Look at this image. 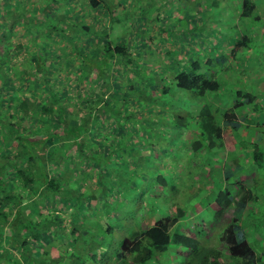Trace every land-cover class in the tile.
<instances>
[{
    "label": "trees",
    "instance_id": "trees-1",
    "mask_svg": "<svg viewBox=\"0 0 264 264\" xmlns=\"http://www.w3.org/2000/svg\"><path fill=\"white\" fill-rule=\"evenodd\" d=\"M72 1L0 0V30L3 31L0 33V45L3 46L0 50V240L3 231L8 234L9 255L20 253L23 259L29 257L35 264L52 261L53 257L59 255L52 251L48 253L46 248H54V244L43 245L40 241L45 231L52 228L58 240L65 238V242L58 243L63 251L61 258L66 253L72 257L75 255L73 251H76L94 264H146L157 256L164 257L162 264H169L166 253L173 245L182 247L176 253L180 264H226L225 259L229 264H264V245H260L257 239H239V226L231 217L234 211L245 208L249 199L257 198L242 184L237 189L238 199L231 198L227 189L222 190L215 199L218 209L213 212V217L217 221L216 227H222L217 239L225 246L224 251L218 246L203 245L189 233L172 231L185 216L186 202L182 199L181 207L173 205L169 215L147 224L144 229L139 226L130 229L129 234L116 244L114 252L108 254L110 257L105 256L106 253L101 258L95 256L94 251L100 245L94 246L93 239H97L93 236L103 233L110 235L117 229L114 227L117 225L114 215L122 206L116 200L121 197L126 201L128 196L134 194H137V199H142L144 192L140 180L144 176L162 189L170 191V187H173L177 190L176 185L170 184L176 176V168L166 173L164 170L154 171V165L149 170L140 166L143 162L149 163L155 151L171 155L164 141L169 131L171 139L174 138L170 142L173 146V142L179 138L174 129H191L194 124L197 126L196 133L188 144L183 145L200 153L214 151L223 145L220 123H228L236 129L235 111L245 105L256 109L257 103L253 102L251 92H238V99L231 108L221 111L214 107L207 99L206 92H218L221 87L222 83L216 75L225 71L224 64L229 59L227 48L211 40H215L217 35L205 36L210 44L218 46L215 55L209 58L207 54L202 56L201 51L205 50L202 45H189L185 44L187 40L181 41V38L190 39L198 32L200 24L205 22L204 11L213 7L216 0H212V3L163 0L157 11L146 12V7L141 8L136 16L144 17V13L149 16V21L155 23L153 28L156 26L159 32L158 39L162 37L161 32L164 33L163 27L169 25L164 24L167 20L177 16L180 22H185L177 33L169 29L174 34L168 40L172 39L173 42H158L160 47L156 51L153 50L155 41L145 31L150 30L145 29L144 25L145 34L136 43H129L123 38L117 44L109 38L114 36L107 33L106 26L114 22L119 12L127 14L126 5L133 0L125 4V0H80L78 7ZM24 6L32 7L35 16ZM119 6H123L120 11L117 10ZM153 6L152 2L148 5ZM161 7L165 9L160 10ZM254 8L252 0H242L240 17L255 20ZM94 9H100L102 13L105 11L98 22L94 21ZM169 12L173 13L172 16L165 17ZM131 17L135 18V15ZM197 18L202 20L196 21ZM49 20L51 25L47 24ZM93 24L106 26L100 29L95 26V31H90L94 29ZM34 25L40 30L37 37L49 40L39 45V49L32 41L35 37L31 33ZM17 29L27 36L28 48L35 49H29L30 56L24 63H12L16 52L25 46L12 42L11 37L17 36ZM95 35L105 39V43L92 42L89 37ZM234 39L230 52L234 55L245 56L247 50L253 48L251 36L237 34ZM65 41L66 50L55 48L57 43L64 46ZM86 41L88 45H85ZM178 44L180 50L176 48ZM134 45L139 48L133 49ZM143 50L150 55L153 51L161 53L166 61L157 57L150 60L147 54L137 59L143 55ZM198 56L203 58L199 60ZM118 59L120 62L116 63ZM200 61L204 66L212 65L209 68L215 70H202ZM120 68L125 73L121 79L117 72ZM58 73H62L66 79H74L76 85L80 86L81 83L85 91L76 88L73 91L65 90L64 78L58 77ZM135 77L143 82L147 94L144 90L136 91L131 83ZM15 81L19 84L16 85ZM178 89L182 96L185 94L188 104H193V109L197 111L195 116L191 115L192 111H183L181 99L164 100L169 94L180 93ZM24 92H28L27 95ZM29 134L38 137L39 142L32 141ZM142 148H145L144 154ZM262 148L256 144L252 153V160L258 168L264 165ZM180 150L177 148V151ZM127 153L132 155H129V159L131 162L135 160L136 164L129 163ZM175 162L171 161L174 167ZM158 164L161 166V163ZM236 165H239L238 161ZM88 181L92 185H88ZM253 182L256 183L255 178ZM65 209L78 212L79 218L71 216L67 223ZM129 210V204L122 207L119 218L122 222L125 220L123 216L130 214ZM99 213L107 217L104 224L93 217L87 220L88 216ZM34 244L42 245V250L34 249ZM102 247L107 251L106 244ZM88 251L91 254L87 255ZM19 259L22 258L11 257L9 264H22Z\"/></svg>",
    "mask_w": 264,
    "mask_h": 264
},
{
    "label": "rangeland",
    "instance_id": "rangeland-1",
    "mask_svg": "<svg viewBox=\"0 0 264 264\" xmlns=\"http://www.w3.org/2000/svg\"><path fill=\"white\" fill-rule=\"evenodd\" d=\"M127 1L128 0H125L123 2V4H125V2H127ZM203 1L204 0H201V2H203ZM150 2H152V4H154L153 7H148ZM162 2H163V0H133L132 3L127 2V3H129V4L126 3L127 4L126 5L127 14H123V13L121 14V12H119L117 15H115L117 17H115L114 22L112 24L107 25V26L103 25V26L107 27V29H108L107 33L109 32L111 34V36H114V38H111L110 36H109V38L113 39L112 41L117 43V44L120 41H122L123 38L127 39L129 43L132 42V41H134V43H136L137 39H141L143 37V34H145V32L143 33V25H144L145 29L148 28V30H150V31L145 30L147 35H148V37L155 41V43L153 45V50L154 51H156V49L160 47V46H158L159 45L158 42H160L161 44H165V43H168V42L172 43L173 42L172 39L168 40V38L173 36L174 32L170 31L169 29L172 28L177 33L179 31V28H181V25H183V23H185L184 21L180 22L177 16L167 20L166 22L164 21L165 22V23L163 22L164 24L168 25V23H169V25L163 27L164 28V33L161 32L162 37H161V39H158V37H160L159 32L157 31L156 26H155V28H153L155 23L149 21V19H148L149 16H146L145 13L143 14L144 17L136 16L139 13V11L141 10V8H145L146 7V12H150L152 10H156L160 6V4ZM72 4L78 7L80 5V0H73ZM179 5L180 6L178 7L179 8L178 10L180 11L181 10V4H179ZM122 7L123 6H119L117 10L120 11L121 9H123ZM213 7H216V9L213 10L212 14L214 12L215 13H218L220 11L222 12V7H225V5H222V0H216V3H215V5ZM217 7H219V8H217ZM20 8L21 7H19L18 9H20ZM24 8L25 9L27 8V10L29 9L28 11L32 12L33 16H35V13H33V11H32V7L24 6ZM163 9H165V7H161L160 8V10H163ZM156 11L154 12L155 15H157ZM207 11H208L207 9L204 11L203 21H205V22L201 24L200 28H198V32L194 33L192 35V37H190V39L187 38V37L181 38V41L182 40H187V43H185V44L189 43V45H190V43L192 44L193 41L196 40V41L199 42L200 45H202L203 48H205V47L210 46V42L207 40L208 37H205V36H209L211 34H214V35L217 34V36L220 37V34L224 35L227 32V31H218L217 30L218 26L214 27L216 29V31H211L208 28L209 22H211L214 19L210 18L211 14L209 12H207ZM104 12L105 11H103V13ZM134 12H135V14H134ZM92 13L94 15V21L95 22H98V20L103 18V13L100 11V9H94V10H92ZM172 14L173 13L170 14V12H169L168 15H164V16L165 17H170V16H172ZM126 15H128V16H126ZM134 15H135V18H132L131 16H134ZM217 17H220V15H217ZM86 21L90 22V20H88L87 18H86ZM199 21H201V20H199ZM100 22L104 23V21H100ZM51 23H52L51 20H49L47 22V24H50V25H51ZM170 24H172V26H170ZM93 25H94V27H93L94 29H90V31H95V28H96L95 26H97L98 29L103 27V26H99V25H96V24H93ZM109 26H110L111 29H109ZM202 27H203V29H202ZM32 29L33 30L30 29L31 33H32V35L35 36V37L33 36L34 38L32 39V41H33L34 45L35 44L38 45V49H39V45H42V44H45L46 42H49V40L47 41L46 37H42V36L41 37H37L39 35V33H40V30H37L35 25L33 26ZM165 30H167V31H165ZM215 32H216V34H215ZM233 32H234L233 30L230 31V33H232V40H230V42L235 40L233 38ZM0 33H3V31L0 30ZM17 36L16 37H14V36L11 37L12 42L15 43V45L18 44V43H22L25 46L22 48V50L16 52V58L14 59V61L12 63H19L21 61H22V63H24L26 61V58H28L30 56L29 55V49L32 50V51H35V49L33 47H29L28 48V44H27V42H28L27 39L28 38L24 34V32H21V29H17ZM138 36H139V38H138ZM195 36L197 38H194ZM89 38H91L92 42L105 43V39H103V38H101L100 36H97V35L91 36ZM211 40L212 41H218L220 43V39H218V38H216L215 40H213L211 38ZM175 42H178V41L175 40ZM82 43H83V40H82ZM63 44H64V46L63 45L61 46L59 43H57L55 48L57 47V48H62L63 50H66L65 49L66 48L65 44L67 45V42L65 41ZM88 44H89V42H87V44H85V45H88ZM172 46H174V45H172ZM176 46H177L176 48H178L180 50V48H181L180 44H178ZM136 47L139 48L138 45H134L132 48L136 49ZM150 47H148V48H150ZM144 48H146V47H144ZM2 49H3V46L0 45V50H2ZM154 51H153V54L150 55V54H147L146 50H143V55H141V56L139 55V57L137 59H142L143 56L145 54H147L146 57L148 59H150V60H152V58L155 59L157 57L158 59H160L163 62L166 61V58L164 56H162L161 53H157V52H154ZM211 51L216 52L217 48H212ZM133 53H135V51ZM205 53H206L205 50L201 51V54H203L202 56H204ZM32 55H33V53H32ZM55 55H56V52H54V56ZM69 56H70V54H69ZM197 58L200 60V58H203V57H199L198 56ZM115 62L119 63L120 61L118 59V60H115ZM70 65H72L71 67L74 66V64H72V63ZM203 65H204V63L200 61L199 62V66L203 67ZM117 72H118V75H119V77H118L119 79H121V77L125 76V73L121 70V68ZM68 73H70V72H67V74ZM219 75H221V74L219 73ZM57 76L60 77V78H64L62 73H58ZM71 79L64 78V81H65L64 83L66 85V88L65 87H63V88H65V90L68 89L69 91H73L76 88L79 91H80V89L82 90V92L85 91L86 88H83L81 83H80V86L76 85L74 83V79H72V80ZM14 83L16 85L19 84L18 81H15ZM131 83L134 84V87L136 88L137 92L138 91L141 92V90H144L143 82L141 80H139L137 77H135L134 81H131ZM17 88H20V86H17ZM147 88H148V86H147ZM249 88L251 89V85H250ZM249 90H248V92H251L253 94V92L251 91L253 89H251L250 91ZM144 91H145L144 93L147 94V91L146 90H144ZM179 91H180V93H176L174 95L173 94H169L164 100L165 101H168V100H171V99H174L176 101L180 100L181 99V90H179ZM0 92H1V89H0ZM27 93L28 92H24L25 95H27ZM4 106H6V105L4 104ZM134 107L137 108L136 104H134ZM106 119H108V117ZM147 126H151V125L148 124ZM176 132L179 133V138L173 142V146L170 145L171 144L170 142L174 139V138L171 139L172 135L170 134V131H169L168 135L166 136V139H164V141L166 142V146L168 147V150L170 151L171 155L170 154L166 155L162 151H155V154L153 155V157L152 156H151L152 158L150 157L151 160H153L152 164L154 166H156L153 169L154 171H158L159 170V171L163 172L162 170H164V171H166V173H168L174 168H176V171H177V172H175L176 176L174 177V181H175V183L178 186V191H176V194L172 195V192L170 193V192H168V190H164V191L162 190V191H159V193L156 196H153L155 198L158 195L161 196L158 200H159V202H161L162 206H160V207L158 206V210L156 209L157 210L156 215L159 214V216L164 215V213L165 214H169L168 208L171 209L173 207L172 206L173 202L169 203L168 200L169 199L172 200L173 197L177 199V200H175L176 204L174 205V207L175 206H180L181 207V195H180L181 194V190L179 191V188L183 189V192H182L183 195H186V196L190 195L191 191H192V188L195 189V187L197 186V182L193 181L190 178V173L192 171H197L200 167L203 166L204 163H203L202 159H200L201 157H205V158L210 157V155H205L203 152L202 153H195V154H193V157L187 156L186 152H184L186 149H184L181 146V128L179 130H177ZM29 136H30L29 138L32 141L39 142L38 141V139H39L38 137H35V136L31 135V134H29ZM150 138L151 137L149 136V139ZM3 145H4V143L1 144V146H3ZM176 147L177 148H181V150L177 151ZM145 148L141 149L143 154L145 152ZM3 149L6 150L5 147H3ZM218 151L220 153H222V156L219 153H218L219 157L214 158V156H213L214 159H217L218 163H215V162L211 163L210 164L212 166L211 168L205 166V169H207L208 171L213 170V164H215L214 167H216V169L218 171H219V169H221L224 166V163H225V160H226L225 153H224L225 152L224 145H222V147L220 149H218ZM228 152H229V149H228ZM129 155H131V154L127 153V155H126V157H127L126 159L128 161H130L129 163L130 164L131 163H135L136 164V162H134L135 160H132V162H131V160L129 159ZM134 157H135V154H133V159H134ZM172 160H176V162H175L176 166L175 167L173 166V163H171ZM209 161H210V159L207 162H209ZM158 163H161V166ZM252 163H253V160H252ZM216 164H218L220 166L219 169L217 168ZM243 167H245L244 162H243ZM254 167L250 168L249 170L253 171ZM203 169H204V167H203ZM256 169H257V175H255V177H254L256 179V183L252 187V192H255L256 194H259V195H262V194L264 195V167L259 168V169L257 167ZM217 174L214 175L213 177L215 178V180H217V183H216L217 185L215 184L216 188H220L222 177L218 176ZM209 175H211V174H209ZM171 176H173V174L170 175L169 178H171ZM200 176H203V175L200 174V173H198L196 175V177H200ZM251 177H253V176H250V175L248 176V179H247L248 181L246 182V184H249L253 180ZM153 178H154V181H156V177L153 176ZM212 180L213 179L210 178V180H207L206 183H208V184H210L212 186V184H214V181H212ZM226 181L227 180H225V182ZM231 181H232V185L231 184H227V185H230L231 187L233 186L232 188H233V193H234L235 192V188L234 187L237 184H235L236 182H234V179H232ZM201 184H202V182H201ZM88 185H92V183L90 181H88ZM126 193H128L127 190H126ZM196 195H198V194H196ZM196 195L194 196V192H193L191 194V196L188 197V198L192 199V200H190L192 205H193L194 201H197V200L200 199V195H198V196H196ZM111 200H113V199L111 198ZM118 200H116V201L120 202V203L124 201L123 199H118ZM137 200H135V202ZM262 200H264V198ZM178 201H180V202H178ZM54 202H56V199H54ZM129 202L130 201H128L127 203H129ZM131 202L135 203L134 201H131ZM138 202L141 203V201H137V203ZM191 203L189 204V207H187L188 209L186 210V215H187V218H188V220H187L188 222H183L181 224V227L176 225L172 229V231L179 232L181 230V232H183V233H189V234L194 235L195 237H197L202 242L203 245H205V246H218L219 249L224 251L225 250V246L220 244L218 242V239H217L218 238L217 237L218 232H217V227H216L217 222H212L211 221V217L210 216H206V214L194 216L193 215V210L194 209H193V207H190ZM256 203L260 204L258 201ZM59 207H61V205H59ZM256 207L257 206H256V204L253 203V201L252 202L249 201L248 208H256ZM102 208L103 207L101 206V209ZM155 208H156V206H155ZM62 209H64V207H62ZM152 209H153V207H152ZM260 209L262 211V214L258 218L264 219V215H263L264 214V204L263 205L261 204ZM148 211H150V212H148ZM245 211L246 210H244V212ZM71 212L72 211H70V209H65V212H64L65 213V219H66V217L68 218V219H66L67 223H69V217H71V216L78 217L77 216L78 212H76V211L72 212V213ZM150 213H151L152 216L150 215ZM84 214L85 215H89L87 212H84ZM242 215L243 214L241 212H238V211L235 212L234 211L233 214H231V217L235 216V218L238 219L239 224H241L243 222L242 218H245ZM97 216L90 215V216L87 217V220L90 219L91 217H93V219H95L97 221H100V223L102 224L103 222H105L104 218H107L106 215H104V214L100 215V213ZM123 217H125V220H123V222L121 221L120 223H117V225L115 224L116 226L114 225V227H117V229L113 230V232L110 235H108L107 233H103V234H98V235H94L93 236V238L97 239V240L93 239L94 246L100 245V246L97 247L96 251H94L95 256L97 258H101V255H104L105 253H106L105 256L110 257V255H108V254H111V253L114 252L115 248H117L116 244L117 245L119 244V241L122 239L123 236L129 234L128 231L130 229H132V226L137 228L135 222H137V224L140 225L139 226L140 228L144 229L146 227V221L149 220V222H151L155 218V211L154 210L151 211L150 210V206H147V209H145V208L140 207V205L136 208L135 205H134L133 208L130 210V214H125ZM132 217H136V220L132 219ZM149 218H152V219H149ZM204 218H207V220L204 221L203 220ZM243 224L245 225L243 228L246 229V230H244L245 231V235L248 233V236L246 235L245 238H248V239L252 240L251 235L249 236V232L247 231V229H248L247 228L248 227L247 226V222L244 221ZM118 229H119V232L117 231ZM184 229H187V231L185 232ZM87 237L89 238L90 236H87ZM239 238H243V234L241 232L239 233ZM8 239H9L8 234H6L3 231V237L0 240V264H9V260H10L11 257L13 259L18 258V257L22 258V259H19V261L22 264H35V261L29 259V257L28 258L26 257V258L23 259L22 255L20 253L14 252V253H11V255H9V247L7 246ZM255 239L258 240V243H260V242H262V244L264 243V238H259V239L255 238ZM40 241L43 242V245L44 244H52V245L54 244V248L52 246L51 248L50 247L46 248V250H48V253H51V251H52L53 253H55L56 256L59 255L57 257H53L52 261H47V264H77L79 262H83V264H94V263H90L87 260L88 257H85L83 254H81L79 252H76V251H73L72 254H75V255H72V257L67 255V253H66L65 256H67V258L65 256L63 258H61V256L63 255V251L61 250V248H59L58 243L65 242V238H62L61 240H58L55 237L54 233L52 232V228L47 229L45 231V234L41 237ZM104 244H106V249H107L108 252L102 247V245H104ZM110 245H111V247L108 249V246H110ZM33 247L36 250H42V245L34 244ZM93 249H94V247H93ZM181 249H182V247H180V246L178 248L170 247V251L166 253L168 255V257L167 256L166 257L168 258V263L169 264H180V262H179L180 258L176 255V252H177V250H181ZM171 253H173V254H171ZM86 254L87 255L91 254V251L86 252ZM163 260H164L163 256L162 257H158L157 256L154 260H150L146 264H162ZM16 261H17V259H16ZM225 263L229 264L228 260L225 259Z\"/></svg>",
    "mask_w": 264,
    "mask_h": 264
},
{
    "label": "crops",
    "instance_id": "crops-1",
    "mask_svg": "<svg viewBox=\"0 0 264 264\" xmlns=\"http://www.w3.org/2000/svg\"><path fill=\"white\" fill-rule=\"evenodd\" d=\"M252 1L255 4L254 15L257 17L253 21L250 19L245 20L240 17L242 0H222V5H225V7H222V12L220 11L218 13L214 12L212 14L213 10L216 9V7H211L209 9L207 8L208 9L207 12L211 14L210 18L214 19L211 22H209L210 25L208 24V28L211 31H216L214 27L218 26L217 28L218 31H227L224 35L220 34V37L215 36L216 38L220 39L221 41L220 44L217 41L215 42L218 43L220 47L227 48L226 55H228L229 59L224 64L226 65L225 71L221 72L220 73L221 75H218L219 73H217L216 75L220 83H222L219 91L214 92V93L206 92V97L213 104L214 107L223 111L225 109H229L232 107L235 100L238 99L236 97L238 92L241 94H243L244 92H248V90L250 89L249 87L251 85V89L253 90L251 89L250 90L253 92V95H254L253 102L257 103V108L253 109L251 108L250 105H245L240 110H236L235 111L236 117H237V121H236L237 128L236 129H233L231 125L228 123H225V122L220 123V126L222 128V136H223L222 143L225 147L224 153L226 157L224 166L223 167L221 166L222 168L219 169L220 166L216 164L217 168L219 169L218 171L216 167H214L215 164H213V170L208 171L207 169H205V166L211 168L212 167L210 165L211 163H214V162L218 163L217 159H214V158L219 157L218 153L222 156V153H220L218 149H215L214 151L203 152L205 155H210V157H207V158L201 157L200 159H202L204 163L203 166L200 167L197 171H192L190 173V178L194 177L195 179H197L196 181L197 186L195 187V189L192 188L191 194L194 192V196L196 194L200 195V199L197 201H194L192 205L190 201L192 199L188 198L191 196V194L188 196L183 195L182 194L183 189L179 188V191L180 190L182 191L180 194L181 200L184 199V201L186 202L185 203L186 206L184 207L185 216L184 218L180 219L177 223V225L180 227L183 222H188L186 210L188 209L187 207H189L190 203H191L190 207H193L194 209L193 210L194 216L206 214V216L211 217L212 222H217L213 217V212L218 209L215 205V199L222 190H225V189L229 190L230 197L233 199H238L239 194H238L237 187L239 186V184H242L245 190H251V191H252V187L255 185L252 179H254L255 175H257V169H256L257 165L254 162H253L254 164L252 163V153L255 149L256 144L263 147L262 149L264 151V0H252ZM210 2L212 3V0L203 1V3H210ZM217 15H220V17H217ZM199 20H202V19L199 18L196 21H199ZM232 30L234 31L233 38L236 37L237 34L247 35L253 38L252 40L253 48H250L249 50H247L248 51L247 55L242 56L240 54H237V55L235 54L236 55L235 56L234 53H230L234 46V40L230 42V40H232V33H230V31ZM194 38H197V37L195 36ZM193 44L195 46L200 45L199 42L196 40H194L192 44L190 43V45H193ZM212 48H218V46L216 47L215 44L211 43L210 46L204 48L206 51L205 54H207L209 58H212L215 55V52L211 51ZM211 66L212 65L210 66L203 65L201 69L202 70H206V69L212 70L211 68H209ZM214 70L215 69H213L212 71ZM185 98H186L185 94L184 96H182V93H181V106H183L182 107L183 111H186L188 113L192 111L191 115L195 116L197 111L193 109V104H188ZM200 100H203V99H200ZM151 125L153 124L151 123ZM179 129L180 128H175L174 129L175 133H177L176 131ZM196 131H197V126L194 124L191 129L181 128V146L184 149H186L184 152H186L187 156H190V157H193V154L200 153V152H195L191 148L185 147L183 144H188L189 141L193 138ZM228 149H229V152H228ZM209 159L210 161L207 162ZM152 161L153 160H150L149 163L143 162V165H140V166H142V168L145 170H149V168H153ZM236 161L239 162L238 166L236 165ZM243 162H244L245 167H243ZM263 164H264V157H263ZM252 167H254L253 168L254 170L253 171L249 170ZM198 173L202 174L203 176L196 177ZM209 174H211L212 176ZM216 174L222 177L220 188H216L217 180H215V178L213 177ZM249 175L253 176L251 177L252 181L249 184H246V182L248 181L247 179ZM209 177L213 179L212 181H214V184H212V186L206 183L207 180H210ZM232 179H234V182H236L235 184H237L234 187L235 188L234 193H233V188H232L233 186L231 187L230 185H227V184L232 185V181H231ZM225 180L227 181L225 182ZM171 181H170L171 186H175V185L177 186L174 180L171 179ZM200 181L202 182V184ZM140 183H141V186H143V192H144V194L142 193V196H143L142 199L139 198L137 200V194H134V195L128 196L129 199L127 198L126 201L124 200L121 203L119 202V204L122 207L125 204H129L131 209L133 208L134 205L136 208L140 205V207L145 208V209H147V206H150V210L155 211V218L153 219V221L151 222H149V220L146 221V225L147 224L150 225V224H153L159 218H162L163 216L167 215L165 213L162 216H159V214L156 215L158 206L159 207L162 206L161 202H159L158 200L161 196L158 195L156 198L153 197V196H156L159 193V191H162V190L164 191L165 189H162L160 185H158L157 183H152V181L149 180L148 176H144V179L140 180ZM166 190H168V192L171 191L172 195H175L176 191H178V186H177V190H174L173 187H170V191L169 189H166ZM252 193L254 195H257V198H255L256 200L249 199L246 203L245 208L238 211V212H241L243 214L242 216L245 217V218H242L243 222L239 224L238 219L235 218V216L233 217L236 220V224L239 226V230L237 232L238 238H239L240 232L243 234V238H245L246 235L248 236V233L245 235L244 230L246 229L243 228L245 226L243 224L244 221L247 222V226H248L247 231L249 232V236L251 235V238H252V240L245 238L248 241H255L254 240L255 238H258V239L264 238V219L258 218L262 214L260 206L261 204L262 205L264 204V200H262L264 198V195L263 194L259 195V194H256L255 192H252ZM130 197L134 199L133 200L134 202L135 200H137V201H141V203L139 202L137 203V201L135 203H132L131 202L132 199ZM119 199H122V198L119 197ZM175 200L177 199L173 197L172 200L169 199L168 201L169 203L173 202L172 204L173 206L176 204ZM128 201L130 202L127 203ZM249 201L250 202L253 201V203L256 204L257 207L248 208ZM257 201L260 204L256 203ZM122 207H121V210H122ZM121 210L117 211V214L114 215L116 218L115 223L121 222V220L119 219L121 215L120 214ZM244 210L246 211L244 212ZM129 213H130V210H129ZM132 219L136 220V217H132ZM149 219H152V218H149ZM203 220L205 221L207 220V218H204ZM135 224L137 227L140 226L139 224H137V222H135ZM219 227L220 225L217 226L218 234L222 230V227L221 228ZM132 228L134 227L132 226ZM184 231L186 232L187 229H184ZM243 238H239V239H243ZM260 245L263 246L264 243L262 244V242H260Z\"/></svg>",
    "mask_w": 264,
    "mask_h": 264
},
{
    "label": "clouds",
    "instance_id": "clouds-1",
    "mask_svg": "<svg viewBox=\"0 0 264 264\" xmlns=\"http://www.w3.org/2000/svg\"><path fill=\"white\" fill-rule=\"evenodd\" d=\"M168 212H170V208H168ZM167 215H169V214H167ZM167 215H165V216H167ZM164 217V216H163ZM170 247H172V248H178V247H175V245H173V246H170ZM170 247L168 248V252L170 251ZM179 250H177V252H178ZM176 252V253H177Z\"/></svg>",
    "mask_w": 264,
    "mask_h": 264
}]
</instances>
